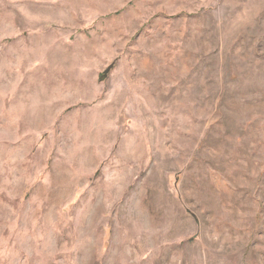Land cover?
Masks as SVG:
<instances>
[{
  "label": "rangeland",
  "instance_id": "1",
  "mask_svg": "<svg viewBox=\"0 0 264 264\" xmlns=\"http://www.w3.org/2000/svg\"><path fill=\"white\" fill-rule=\"evenodd\" d=\"M0 264H264V0H0Z\"/></svg>",
  "mask_w": 264,
  "mask_h": 264
}]
</instances>
